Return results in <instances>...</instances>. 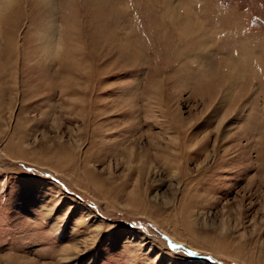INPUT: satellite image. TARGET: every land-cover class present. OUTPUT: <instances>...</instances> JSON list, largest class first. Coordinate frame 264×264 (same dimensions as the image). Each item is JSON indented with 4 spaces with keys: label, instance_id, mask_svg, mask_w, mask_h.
I'll list each match as a JSON object with an SVG mask.
<instances>
[{
    "label": "rangeland",
    "instance_id": "rangeland-1",
    "mask_svg": "<svg viewBox=\"0 0 264 264\" xmlns=\"http://www.w3.org/2000/svg\"><path fill=\"white\" fill-rule=\"evenodd\" d=\"M5 5L0 264H264V0Z\"/></svg>",
    "mask_w": 264,
    "mask_h": 264
},
{
    "label": "bare ground",
    "instance_id": "bare-ground-1",
    "mask_svg": "<svg viewBox=\"0 0 264 264\" xmlns=\"http://www.w3.org/2000/svg\"><path fill=\"white\" fill-rule=\"evenodd\" d=\"M6 1H8V0H0V5H1V7H2V9H1V14L3 15V13L2 12H4V9H5V7H8L9 6V2H8V6H6L5 5V3H6ZM10 1V0H9ZM12 1V0H11ZM169 1V0H168ZM171 1V0H170ZM173 1V0H172ZM164 2H166V1H164ZM175 4V3H174ZM179 4H181V3H179ZM189 4H191V3H189ZM12 5V4H11ZM10 5V6H11ZM176 5V4H175ZM182 5V4H181ZM172 6V5H171ZM189 6V5H188ZM183 8L182 9H184V6H182ZM190 7V6H189ZM179 8V7H178ZM180 9V8H179ZM189 9H192V7L191 8H189ZM188 8L185 10L187 13L185 14V16H183V17H181V16H179V15H174L173 16V12H174V8L173 7H168V13H169V15L172 17V19H173V24H174V26L177 28H179V29H181L182 30V32H183V35H185V36H189L190 34L191 35H193V33H195L196 35H200L202 32L204 33V34H207V33H205V27H204V24L200 21V20H198L197 18H195V17H193V16H191L192 14L189 12V11H191V10H189ZM194 13V12H193ZM0 14V15H1ZM195 15V14H194ZM171 17H169L170 19H171ZM171 19V20H172ZM50 31V30H49ZM49 34H50V32H48ZM49 40V39H48ZM47 40V41H48ZM48 42H51V41H48ZM197 48H196V52L198 53H196L195 55H194V59H200V61H202L203 59H206V58H208L209 56V54L210 53H212V48H213V44H211V42H210V36H209V34H207L204 38H199V41L197 42ZM50 46H52L51 44H50ZM212 46V47H211ZM50 49V48H49ZM202 49H203V53H201V51H202ZM244 60H246L245 62H246V65H247V63H248V61H250L249 59H247L246 58V55L244 54ZM228 62V61H227ZM230 63V64H229ZM229 63H227V65L228 66H232V64L234 63L232 60L231 61H229ZM203 68H201V64H200V67H199V71H201ZM203 73V70H202V72H201V74ZM211 83V82H210ZM235 84L236 83H234L231 87H230V91H232V90H236V87H235ZM209 89H213V88H211L210 86H207ZM227 95L229 96L230 95V92L228 91V93H227Z\"/></svg>",
    "mask_w": 264,
    "mask_h": 264
}]
</instances>
